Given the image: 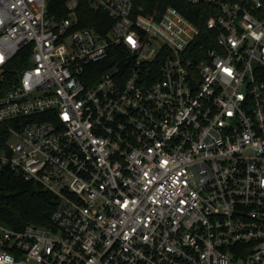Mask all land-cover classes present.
Segmentation results:
<instances>
[{
	"label": "built area",
	"instance_id": "obj_1",
	"mask_svg": "<svg viewBox=\"0 0 264 264\" xmlns=\"http://www.w3.org/2000/svg\"><path fill=\"white\" fill-rule=\"evenodd\" d=\"M85 1L104 33L78 0H0V165L54 199L47 225L0 223V264H264V0H186L204 37Z\"/></svg>",
	"mask_w": 264,
	"mask_h": 264
},
{
	"label": "trees",
	"instance_id": "obj_2",
	"mask_svg": "<svg viewBox=\"0 0 264 264\" xmlns=\"http://www.w3.org/2000/svg\"><path fill=\"white\" fill-rule=\"evenodd\" d=\"M166 7H172L180 12L199 28L203 37L208 35L209 31L204 25L207 14L203 13L201 6L190 5L186 0H133L134 15L152 16L157 19ZM77 17L78 27L90 28L98 33H104L112 23L103 11L93 9L85 0H78ZM25 50L20 51L10 61V79L15 78L16 71L20 69L22 58L26 54ZM100 65L93 64L87 67L99 70ZM103 69H105L104 63L100 71ZM94 80L92 79L91 82ZM7 140V131L1 125L0 155L6 152ZM53 207L54 199L49 192L31 181H25L7 166L0 165V223L14 230H22L27 225L44 226L49 223Z\"/></svg>",
	"mask_w": 264,
	"mask_h": 264
},
{
	"label": "rangeland",
	"instance_id": "obj_3",
	"mask_svg": "<svg viewBox=\"0 0 264 264\" xmlns=\"http://www.w3.org/2000/svg\"><path fill=\"white\" fill-rule=\"evenodd\" d=\"M1 126V125H0ZM10 141H13V138H10Z\"/></svg>",
	"mask_w": 264,
	"mask_h": 264
}]
</instances>
